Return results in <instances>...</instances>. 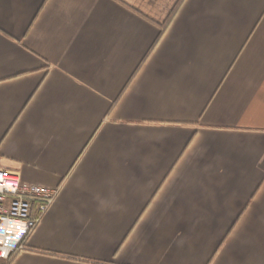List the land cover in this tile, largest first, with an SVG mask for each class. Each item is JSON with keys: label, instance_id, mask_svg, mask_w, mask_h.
<instances>
[{"label": "crops", "instance_id": "0c3cea01", "mask_svg": "<svg viewBox=\"0 0 264 264\" xmlns=\"http://www.w3.org/2000/svg\"><path fill=\"white\" fill-rule=\"evenodd\" d=\"M0 166V264H264V0H0Z\"/></svg>", "mask_w": 264, "mask_h": 264}, {"label": "built area", "instance_id": "2783aa9c", "mask_svg": "<svg viewBox=\"0 0 264 264\" xmlns=\"http://www.w3.org/2000/svg\"><path fill=\"white\" fill-rule=\"evenodd\" d=\"M58 187L22 181L18 172L0 166V258L23 248L22 240L51 204ZM36 203L37 214L31 215Z\"/></svg>", "mask_w": 264, "mask_h": 264}, {"label": "trees", "instance_id": "16d2710c", "mask_svg": "<svg viewBox=\"0 0 264 264\" xmlns=\"http://www.w3.org/2000/svg\"><path fill=\"white\" fill-rule=\"evenodd\" d=\"M12 254V253H11Z\"/></svg>", "mask_w": 264, "mask_h": 264}]
</instances>
